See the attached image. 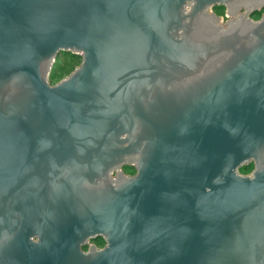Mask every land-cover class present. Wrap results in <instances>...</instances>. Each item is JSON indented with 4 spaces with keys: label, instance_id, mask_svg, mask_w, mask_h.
Listing matches in <instances>:
<instances>
[{
    "label": "water",
    "instance_id": "95a60500",
    "mask_svg": "<svg viewBox=\"0 0 264 264\" xmlns=\"http://www.w3.org/2000/svg\"><path fill=\"white\" fill-rule=\"evenodd\" d=\"M0 264H264V0H0Z\"/></svg>",
    "mask_w": 264,
    "mask_h": 264
},
{
    "label": "rangeland",
    "instance_id": "374dc122",
    "mask_svg": "<svg viewBox=\"0 0 264 264\" xmlns=\"http://www.w3.org/2000/svg\"><path fill=\"white\" fill-rule=\"evenodd\" d=\"M215 10V9H214ZM215 12L222 16L224 20H227L225 8H217ZM260 14L253 15V18L259 19ZM82 58L80 56H74L72 52H60L56 58L53 69L50 74L51 84H56L63 78L67 77L76 67L80 65ZM254 168L253 166H244L241 168V172L244 174L250 173ZM98 247H103L105 242L103 240L96 241Z\"/></svg>",
    "mask_w": 264,
    "mask_h": 264
},
{
    "label": "flooded vegetation",
    "instance_id": "af4514ba",
    "mask_svg": "<svg viewBox=\"0 0 264 264\" xmlns=\"http://www.w3.org/2000/svg\"><path fill=\"white\" fill-rule=\"evenodd\" d=\"M214 9L216 10V7ZM261 13H262V11H261ZM261 13H260V16H261ZM122 169H123V172L125 174L130 175V176H133V175H135L137 173L136 165L133 164V163H125V164H123ZM116 173H117L116 171H113V175H116ZM98 240H103L104 241L103 237L99 236L96 239H91V243H94L95 245H97L96 241H98ZM86 248L87 247H85V249Z\"/></svg>",
    "mask_w": 264,
    "mask_h": 264
},
{
    "label": "trees",
    "instance_id": "16d2710c",
    "mask_svg": "<svg viewBox=\"0 0 264 264\" xmlns=\"http://www.w3.org/2000/svg\"><path fill=\"white\" fill-rule=\"evenodd\" d=\"M219 7H220V8H224L223 6H218V7L216 6V9L219 8ZM260 13H261V11L256 12L254 15H258V14H260ZM249 166H253V163H251ZM243 167H244V166H243Z\"/></svg>",
    "mask_w": 264,
    "mask_h": 264
}]
</instances>
